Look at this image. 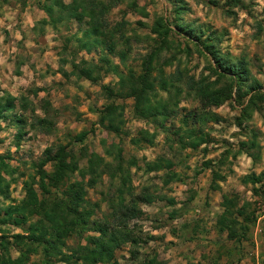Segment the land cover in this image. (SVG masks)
<instances>
[{"label":"rangeland","instance_id":"obj_1","mask_svg":"<svg viewBox=\"0 0 264 264\" xmlns=\"http://www.w3.org/2000/svg\"><path fill=\"white\" fill-rule=\"evenodd\" d=\"M175 2L183 8L176 15L178 22L200 31L201 40L209 39V47H196L194 42L183 41L172 33L168 37L171 48L160 51L155 67L162 68L165 74L179 69L195 79L210 76L212 80L208 70L213 64L212 50L232 61L241 59L264 98V0H236L235 4L231 0H123L106 17L110 28L122 24L115 27L107 41L114 44L113 53H107L101 45L89 52L78 49L74 38L81 36L83 23L41 25L40 20L47 21L41 7L47 3L44 0H0V95L16 100L11 116L23 114L28 118L20 129L19 140L15 137L18 127L10 116L0 120V154L6 155L16 169L8 198L0 197V206L22 199V183L34 177V164L46 147L64 145L72 148L76 156L99 155L105 160H109L105 150L112 147L120 149L125 160L136 162L137 167L129 170L134 196L145 192L151 196L149 204L139 203V214L128 221L138 244L126 243L117 249L113 254L116 264H138L151 256L164 264H264V192L255 195L253 188L259 185L253 187L241 181L244 175L264 173V104L255 102L258 112L252 111L239 121L243 106L233 97L218 107L203 108L182 91L169 117L151 122L136 120L131 102L119 100L116 104L123 107L124 125L115 136L95 124L98 110L109 103L100 88L112 86L117 80L115 75L100 71L99 80L90 83L71 74V62L83 60L101 67L102 56L122 73L128 68L138 72L146 54L158 46L159 36L152 32L155 22L169 18L177 21L173 14ZM131 3L145 16L131 9ZM121 49L126 53L122 62L116 56ZM159 95L166 98L164 93ZM23 101L25 108L21 110L19 104ZM190 114H214L218 121L193 123ZM33 116L50 121L49 132L32 127ZM183 117L186 126L181 123ZM185 129H193L203 143L194 149L184 145L189 142ZM88 130L91 132L82 143L71 144L74 135ZM139 130L153 134L151 145L130 143L131 138H140ZM144 162H156L165 168L145 173ZM206 162L210 163L208 169L202 167ZM211 171L216 173L213 180ZM164 173L174 175L166 185L159 179ZM108 186L103 177L95 187L87 189L90 220L107 218ZM222 196L231 198L255 218L240 242H235V237L228 239L225 232L214 227ZM15 233L23 234L20 229L0 227V236ZM90 234H71L64 241L62 253L69 254L76 245L85 244L84 238ZM10 254L17 255L14 251ZM45 261L37 252L28 257L27 263L63 264L58 257Z\"/></svg>","mask_w":264,"mask_h":264},{"label":"trees","instance_id":"obj_2","mask_svg":"<svg viewBox=\"0 0 264 264\" xmlns=\"http://www.w3.org/2000/svg\"><path fill=\"white\" fill-rule=\"evenodd\" d=\"M20 1L23 3L25 0ZM44 1L47 3L42 4L41 7L47 16V21L40 20L41 25L48 23L55 27L54 24L60 22L83 23L85 29L82 30L81 36L74 38L78 49L89 52L92 48L101 45L107 53L114 52V44L107 41L112 38L115 27H122V24L110 28L106 17L109 11L123 0H68L67 3H64V0ZM233 3L235 4L236 0H231V4ZM174 6L173 14L177 20L178 11L183 8L180 2H175ZM130 8L145 16V12L138 9L135 3H131ZM152 32L159 36L158 46L146 54L138 72L128 68L122 73L105 56L99 58L103 64L101 67L83 60L70 63L71 74L90 83L99 80L100 71L104 74H113L117 78L112 86L102 85L100 88L109 103L98 110L95 124L106 132L118 136L123 131V107L116 104L119 100L131 102V113L136 120L151 122H156L157 119L165 121L170 111L173 112L172 107L178 103L177 98L182 91L199 102L203 108L218 107L233 97L234 102L243 106L241 110L243 117L239 118V121L252 111L258 112L260 108L255 109V102L264 104V98L259 92L260 86L249 77L245 63L241 59L229 60L226 56L214 54L212 50L209 52L213 64H209L208 68L212 80L209 79L210 76H200L195 79L179 69L165 74L162 68L155 66L160 51L171 48L168 41L170 34H176L183 41L194 42L192 44L196 47L200 45L205 50H208L209 39L201 40L200 31L192 29L189 25L183 26L178 20L175 22L170 18L156 21ZM100 36L103 38L99 39ZM124 46H128L127 42ZM125 55L124 49L116 54L121 62L124 61ZM153 71H155L154 75H152ZM159 93H164L166 98H162ZM245 96L248 97L243 101ZM15 101L14 98L0 95V120L10 116L11 122L18 127L15 137L19 140L20 129L28 118L23 114L11 116L16 108ZM19 105L20 109L24 110V101ZM32 119L30 123L32 127H37L44 133L49 132L50 121L36 116ZM206 119L218 121L214 114L191 116L193 123H200ZM181 123L186 126L185 117L182 118ZM159 127L164 129L161 125ZM90 132L91 130L81 131L74 135L71 144L82 143ZM137 134L140 138H131L130 143L135 146L140 142L148 146L152 144V133L139 130ZM184 135L189 139V142L184 144L187 147L194 149L203 143L202 138L197 136L193 129H185ZM179 141L182 142L181 137ZM110 149L105 150L109 160L99 155L92 158L84 154L76 156L72 148L64 145L48 146L43 149L34 164V177L22 183V199L15 204L0 206V227L20 229L23 233L11 234L8 237L0 236V264H28V257L37 252L44 261L58 257L63 264H116L113 254L117 249L126 243L131 246L138 244L128 227V221L139 214V203L149 204L151 196L146 192L139 194V197L134 196L129 170L130 167H137L136 162L133 159L125 160L120 149H112V147ZM142 165L145 173L165 168L156 162H144ZM202 167L208 169L210 163H203ZM15 174L16 169L10 166L7 156L0 154V197L3 200L8 198V188L14 183ZM263 176L264 173L247 174L241 178V181L253 187L258 184V189L253 188V193L256 195L260 191L264 192V181H261ZM103 177L107 178L109 185L106 195L108 196L107 218L102 216L100 221L90 220L92 212L86 210L89 207L85 199L86 191L95 187ZM173 177V174L164 173L159 179L163 185H166ZM214 177L216 173L211 171V180ZM220 207L221 211L216 217L214 227L219 232H225L228 239L235 237L234 241L240 242L247 228L255 220L253 214L245 213L244 208H239L226 196H222ZM83 231L91 232L90 235L85 236V244L76 245L69 254L62 253L61 248L65 247L64 241L71 234ZM11 251L17 255L12 257ZM138 264L164 263L151 256L144 258Z\"/></svg>","mask_w":264,"mask_h":264}]
</instances>
